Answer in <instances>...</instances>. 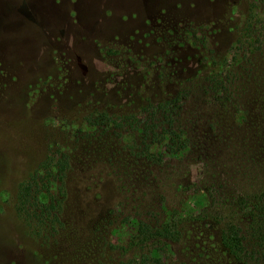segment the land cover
<instances>
[{"label":"rangeland","instance_id":"374dc122","mask_svg":"<svg viewBox=\"0 0 264 264\" xmlns=\"http://www.w3.org/2000/svg\"><path fill=\"white\" fill-rule=\"evenodd\" d=\"M210 78L231 81L232 102ZM178 94L173 126L188 142L174 157L160 156V128L146 160L128 125L96 123L142 120ZM248 124L263 135L264 0H0V264H141L130 244L142 225L198 218L248 174L264 184L262 158L234 155ZM56 151L69 158L61 228L30 236L16 188ZM189 243L160 262L191 260Z\"/></svg>","mask_w":264,"mask_h":264},{"label":"trees","instance_id":"16d2710c","mask_svg":"<svg viewBox=\"0 0 264 264\" xmlns=\"http://www.w3.org/2000/svg\"><path fill=\"white\" fill-rule=\"evenodd\" d=\"M210 84L211 90L213 87V91L222 96L219 102L226 104L233 101L230 93L235 91H229L231 81L218 88L214 78H210ZM181 97L178 94L176 99L142 109V120L134 116L112 119L100 115L96 123H112L116 129L128 125L131 132L137 133L141 139V145H133L131 149L138 158L146 160L156 157L149 153L152 145L162 149L157 133L160 128L168 139L160 156L174 157L186 149L188 142L183 132L173 126L175 110L172 105L175 108ZM247 118L244 117L242 122L247 124ZM245 128L246 137L241 144H237L234 155L245 156L246 164L257 166L259 158L264 160V132L262 135L249 124ZM68 169L67 154L56 151L46 156L26 180L18 184L14 212L30 236L51 238L61 228L59 216L65 198L64 178ZM246 178V185L239 193L222 194L217 200L212 196L211 209L199 214L198 218L167 222L157 228L142 225L130 244L131 247L146 250L141 264H162L160 254L165 252V248L171 253V245L185 239L190 241L189 244L193 243L191 246L198 249V253L194 257L188 254L191 260L187 258L182 264H264V184L257 180L250 182L249 174ZM220 188L224 190L227 186L220 185ZM223 204H228L225 209L221 208Z\"/></svg>","mask_w":264,"mask_h":264}]
</instances>
